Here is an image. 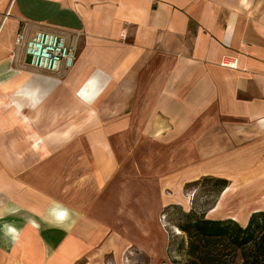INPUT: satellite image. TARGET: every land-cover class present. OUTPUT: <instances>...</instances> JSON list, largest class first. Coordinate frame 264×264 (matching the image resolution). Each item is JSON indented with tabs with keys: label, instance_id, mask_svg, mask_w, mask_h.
<instances>
[{
	"label": "crops",
	"instance_id": "obj_1",
	"mask_svg": "<svg viewBox=\"0 0 264 264\" xmlns=\"http://www.w3.org/2000/svg\"><path fill=\"white\" fill-rule=\"evenodd\" d=\"M39 28L75 34L69 68L29 65L15 37ZM136 137L184 138L218 169L227 149H264V0H0V208L19 210L0 224L21 233L0 240V264H72L121 245L118 199L133 196L138 216L149 196L161 214L162 185L179 172L156 174L162 159L148 158L149 174H129L124 158L137 149L111 139ZM185 168L193 174V159ZM248 175L240 187L264 179ZM52 200L79 213L68 231L41 220Z\"/></svg>",
	"mask_w": 264,
	"mask_h": 264
},
{
	"label": "rangeland",
	"instance_id": "obj_2",
	"mask_svg": "<svg viewBox=\"0 0 264 264\" xmlns=\"http://www.w3.org/2000/svg\"><path fill=\"white\" fill-rule=\"evenodd\" d=\"M28 58L27 55L26 59L28 60ZM88 129H91L90 122L83 124V131H88ZM111 140L118 145L119 148L117 149L124 150L128 147L137 149V152H131L124 158L126 165L130 166L129 174L145 176L150 171L146 170L144 162L148 158L149 160L161 158L162 169H158L156 174L167 175L173 170H178L179 178L175 183H173L175 179H172V183H163L162 185V194L167 197L166 200L170 199V202L164 201L165 203L160 207V209L163 208L167 211L164 218L159 211H153V216L150 214L151 204L146 200L149 196H143V200L140 202L141 212L138 216L134 215L136 204L133 202V196H130V201L115 200L114 206H119L116 215L123 210L120 213L123 216H115L116 218L113 219L114 232L116 237H120L121 245L116 244L106 251H85L86 253L80 255L72 264H170L174 260H182L185 256L186 236L176 227L180 210L186 211L193 206L196 213L204 210L206 217H229L240 224H244L250 212L264 208V200H262V202L255 204L256 206L241 210L237 199H230V193L239 187L240 182L248 181L244 178L249 176V170L254 168L258 174L264 175V149H227L223 153L225 156H222V169H218L213 165L205 166L201 152L197 151H201V149H183L182 141L184 138L176 139L170 145H163V147L160 144L155 145L145 137L124 139L123 144L125 145L122 144V141L117 144L115 138ZM195 140L201 141L199 138ZM83 142V149H88L85 136ZM146 149H152V153L146 154ZM123 153L121 152L118 156L123 157L121 155ZM192 159L194 163L193 176L190 171L188 174L184 173L186 166L189 165L190 168ZM132 161L136 163H131ZM216 166H218V162ZM124 172H128V170L124 169ZM202 175L219 176L226 179V185H229L230 189L220 201L222 209L209 210L216 203L221 190L215 194L213 186L207 182L190 184L189 181ZM236 182L238 183L236 184ZM124 207H127L126 211ZM128 209H130V213Z\"/></svg>",
	"mask_w": 264,
	"mask_h": 264
},
{
	"label": "trees",
	"instance_id": "obj_3",
	"mask_svg": "<svg viewBox=\"0 0 264 264\" xmlns=\"http://www.w3.org/2000/svg\"><path fill=\"white\" fill-rule=\"evenodd\" d=\"M189 182L210 183L215 194L226 185L225 178L212 175ZM166 212L162 208L163 218ZM176 227L186 236L185 256L170 264H264V208L250 212L240 224L229 217H206L192 206L178 212Z\"/></svg>",
	"mask_w": 264,
	"mask_h": 264
},
{
	"label": "built area",
	"instance_id": "obj_4",
	"mask_svg": "<svg viewBox=\"0 0 264 264\" xmlns=\"http://www.w3.org/2000/svg\"><path fill=\"white\" fill-rule=\"evenodd\" d=\"M73 34L66 37L60 31L39 28L28 37L18 33L15 43L28 55L31 67L57 71L60 68H69L74 61L76 44ZM161 216L163 217L162 214Z\"/></svg>",
	"mask_w": 264,
	"mask_h": 264
},
{
	"label": "clouds",
	"instance_id": "obj_5",
	"mask_svg": "<svg viewBox=\"0 0 264 264\" xmlns=\"http://www.w3.org/2000/svg\"><path fill=\"white\" fill-rule=\"evenodd\" d=\"M18 211V209L13 208H0V220L8 215H15ZM78 216L79 213L74 209L69 208L60 201L52 200L45 215L40 218L47 228L68 231L70 227L75 225ZM26 222L37 229L41 228V224L32 217H28ZM20 235V230L14 224L10 222L0 224V240H3L5 245H15L19 241Z\"/></svg>",
	"mask_w": 264,
	"mask_h": 264
},
{
	"label": "bare ground",
	"instance_id": "obj_6",
	"mask_svg": "<svg viewBox=\"0 0 264 264\" xmlns=\"http://www.w3.org/2000/svg\"><path fill=\"white\" fill-rule=\"evenodd\" d=\"M253 180V179H252ZM251 181V180H250ZM249 182V181H247ZM245 182V183H247ZM234 187V186H233ZM230 188H228L224 193L223 196L229 191ZM236 198L238 201V204L241 208V210H244L245 208H249L250 206H254L255 204H258L264 200V179L262 180H256L255 183L252 185L250 184L247 188L245 187H239L235 190H233L230 193V199ZM229 199V200H230ZM225 202V201H224ZM223 203V202H222ZM256 206V205H255ZM261 206V205H260ZM259 206V207H260ZM219 209H222V206H220L219 203ZM227 207V206H224ZM254 208V207H253ZM230 209V208H227ZM233 210V209H232ZM227 210V211H232ZM237 210V209H235ZM247 210V209H246ZM243 212V211H242ZM247 212V211H246ZM231 213V212H230ZM241 214V213H240ZM235 215V214H234ZM233 215V216H234ZM244 216V215H243ZM242 217V216H241ZM235 218V217H234ZM236 219V218H235ZM245 220V219H244Z\"/></svg>",
	"mask_w": 264,
	"mask_h": 264
}]
</instances>
